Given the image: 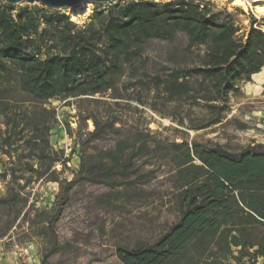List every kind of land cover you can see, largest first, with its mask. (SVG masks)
I'll use <instances>...</instances> for the list:
<instances>
[{
    "label": "trees",
    "instance_id": "1",
    "mask_svg": "<svg viewBox=\"0 0 264 264\" xmlns=\"http://www.w3.org/2000/svg\"><path fill=\"white\" fill-rule=\"evenodd\" d=\"M238 33L230 13L215 12L210 3L199 0L118 1L95 11L83 26L59 10L37 6L15 10L0 0V114L6 127L0 130V148L11 161L10 181L7 183V172L1 177L6 195L0 197V207L15 204L18 190L31 183L33 177L21 185L22 178L17 176L22 169L34 172L30 158L37 161L40 178L56 163L49 151L48 122L28 124L30 134H25L28 125L18 120L16 112H9L12 105L7 102L6 77L13 68L18 75L16 87L41 104L117 93L127 70L130 81L134 80L145 62L149 42L174 41L183 34L188 50L206 47L200 64L172 69L165 77L160 73L153 78L145 73L144 77L150 78L155 88H164L168 102L185 100L202 106L208 114L191 129L206 130L223 122L230 95L238 92L239 83L251 82L264 70V27L251 21L244 38ZM135 81L146 84L142 79ZM94 124L90 137L99 138L106 131ZM141 139L128 154L129 140L121 141L119 151L111 155L112 165L96 178L103 176L108 184L117 186L121 183L112 181L117 172L127 178L136 174L137 170L129 169L147 148ZM173 147L177 150L173 161L178 219L150 246L119 248V260L123 264H224L236 250L238 256L233 258L237 264H245L244 258L248 264L261 258L264 264V151L235 155L221 145L188 141ZM71 161L59 162L66 168ZM51 174L55 175L51 181L61 187L49 211L50 220L61 216L75 184L74 180L60 181L57 171ZM188 252H193V257ZM51 253L43 255L40 264H54L48 261Z\"/></svg>",
    "mask_w": 264,
    "mask_h": 264
},
{
    "label": "rangeland",
    "instance_id": "2",
    "mask_svg": "<svg viewBox=\"0 0 264 264\" xmlns=\"http://www.w3.org/2000/svg\"><path fill=\"white\" fill-rule=\"evenodd\" d=\"M199 1L210 3L215 12L230 13L240 39L246 36L251 21L264 27V16L255 14L252 7H236L232 5L233 0ZM106 5L92 3L59 11L83 26L95 11L105 9ZM36 6L44 7L36 2H22L14 9ZM186 45L183 34H178L174 41H151L145 47V62L135 72L134 80L130 81L131 72L127 70L119 92L79 97L68 102L60 99L43 104L32 101L16 87L18 75L15 68L11 70L6 77L7 102L12 105L9 112L17 113L23 124L48 122L49 151L56 163L41 178L37 161L32 158L33 173L17 171V176L22 178L21 185L24 179L33 178L25 190H18L20 197L15 204L0 207V246L7 254V264H13L10 253L15 245L25 247L29 243L33 244V251L27 264H40L43 255L49 252L52 253L48 261L54 264H123L117 256L119 248L138 250L150 246L178 219V184L173 161L177 150L173 144L188 141L203 146L221 145L235 155L255 149L264 151V75L261 79L252 78L251 82H240L238 92L230 95L223 122L199 131L192 130L191 126L208 114L202 106L185 100L168 102L164 88L153 86L150 78L158 73L165 77L172 69L200 64L206 47L188 50ZM145 73L150 78L144 77ZM139 79L146 84L135 81ZM3 122L0 114L1 131L6 129ZM94 122L106 131L99 138L90 137L96 129ZM29 127L25 134H30ZM139 139L147 143V148L141 157L133 159L129 171L137 170L136 174L127 178L117 172L112 179L121 183L117 186L108 184L109 180L103 176L96 178L112 165L111 155L119 151L117 145L121 141L129 140L128 154L134 143H140ZM2 151L0 148V197L6 195L3 173L7 172V183L11 179V161ZM22 151L20 148L19 153ZM67 159L72 161L64 168L59 161ZM55 171L60 181L74 180L75 184L61 216L50 220L49 211L61 187L51 181L55 177L51 173ZM193 255L188 252L189 257ZM237 256L234 250L223 263L237 264L233 258ZM243 262L248 264L247 258Z\"/></svg>",
    "mask_w": 264,
    "mask_h": 264
},
{
    "label": "water",
    "instance_id": "3",
    "mask_svg": "<svg viewBox=\"0 0 264 264\" xmlns=\"http://www.w3.org/2000/svg\"><path fill=\"white\" fill-rule=\"evenodd\" d=\"M115 1L121 0H5L7 4L12 6L22 2H36L48 10L77 9L86 4H111Z\"/></svg>",
    "mask_w": 264,
    "mask_h": 264
},
{
    "label": "built area",
    "instance_id": "4",
    "mask_svg": "<svg viewBox=\"0 0 264 264\" xmlns=\"http://www.w3.org/2000/svg\"><path fill=\"white\" fill-rule=\"evenodd\" d=\"M32 251V243L26 244L25 247L15 245L10 253L13 264H27L30 260ZM0 264H7V254L2 246H0Z\"/></svg>",
    "mask_w": 264,
    "mask_h": 264
},
{
    "label": "bare ground",
    "instance_id": "5",
    "mask_svg": "<svg viewBox=\"0 0 264 264\" xmlns=\"http://www.w3.org/2000/svg\"><path fill=\"white\" fill-rule=\"evenodd\" d=\"M232 5L243 9L252 7L255 14L264 16V0H233Z\"/></svg>",
    "mask_w": 264,
    "mask_h": 264
},
{
    "label": "crops",
    "instance_id": "6",
    "mask_svg": "<svg viewBox=\"0 0 264 264\" xmlns=\"http://www.w3.org/2000/svg\"><path fill=\"white\" fill-rule=\"evenodd\" d=\"M263 75H264V71H263V72H260L259 74H256L253 78H254V79H255V78H257V79H261ZM258 261H259L258 264H261L262 259L259 258Z\"/></svg>",
    "mask_w": 264,
    "mask_h": 264
}]
</instances>
